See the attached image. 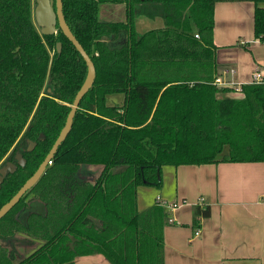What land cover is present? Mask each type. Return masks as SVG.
Returning a JSON list of instances; mask_svg holds the SVG:
<instances>
[{"label":"trees","instance_id":"16d2710c","mask_svg":"<svg viewBox=\"0 0 264 264\" xmlns=\"http://www.w3.org/2000/svg\"><path fill=\"white\" fill-rule=\"evenodd\" d=\"M251 1L254 39L264 43V8L256 6L264 0ZM215 2L62 0L95 82L40 179L1 217L0 264H73L93 254L110 264H163L166 214L157 203L138 211L137 188L161 187L166 165L264 163V84L242 85L241 98L213 85ZM104 3L123 5L125 19L101 21ZM139 17L163 27L138 33ZM56 29L40 34L32 0H0V166L15 163L16 152L25 160L3 178L0 207L47 157L85 80V62ZM113 94L121 104H107ZM85 165L103 167L94 183L78 178ZM31 201L43 213L21 221ZM193 213L194 228L210 214L207 206ZM18 234L41 244L16 260L2 242Z\"/></svg>","mask_w":264,"mask_h":264},{"label":"crops","instance_id":"0c3cea01","mask_svg":"<svg viewBox=\"0 0 264 264\" xmlns=\"http://www.w3.org/2000/svg\"><path fill=\"white\" fill-rule=\"evenodd\" d=\"M256 6L264 8V3ZM213 8L216 76L234 87L247 84L255 70L264 69V43L253 34L255 4L251 0H216ZM147 20L151 19L135 20L138 33L163 27V21L155 18L158 27L146 29ZM139 26L143 32L138 31ZM90 172L81 166L80 175ZM161 180L159 188L138 187L136 197L138 211L149 209L158 199L182 203L174 210H164L163 264H264V163L166 165ZM35 203H30L29 211L37 209ZM194 206H207L210 213L200 219L197 228L193 227ZM40 209L43 213V206ZM20 235L31 245L32 240ZM73 264L110 263L102 254H93L76 257Z\"/></svg>","mask_w":264,"mask_h":264},{"label":"water","instance_id":"95a60500","mask_svg":"<svg viewBox=\"0 0 264 264\" xmlns=\"http://www.w3.org/2000/svg\"><path fill=\"white\" fill-rule=\"evenodd\" d=\"M33 12V22L35 26L39 29L40 34L43 35H55L57 34V29H61L64 36L68 39L71 45L74 46L76 51L80 54L83 61L86 64L87 71L83 84L79 88L78 92L75 94V98L70 106V110L68 112V116L63 125V128L60 130L58 137L54 141L51 146V150L49 151L47 157L44 161L39 165L37 170L24 182V184L18 189V191L12 196L8 202L0 207V219L6 213H8L18 202L19 199L32 188L36 182L40 179L45 169L47 168V164L50 159L55 155L58 150V147L64 141L68 133L70 132V128L73 122V118L75 116V112L79 107V103L84 97V95L89 91V89L93 86L95 82V68L93 62H91L87 53L83 49L82 45L77 42L76 38L72 34L70 28H68L64 14L62 12V0H34V5L32 7ZM57 52H61L60 43L56 44ZM50 91L49 89L47 90ZM34 146L33 142H29L28 151H31ZM25 160L22 158L20 153H16L15 155V163L5 162L0 166V187L3 178L8 173H13L17 165L24 166Z\"/></svg>","mask_w":264,"mask_h":264},{"label":"rangeland","instance_id":"374dc122","mask_svg":"<svg viewBox=\"0 0 264 264\" xmlns=\"http://www.w3.org/2000/svg\"><path fill=\"white\" fill-rule=\"evenodd\" d=\"M34 5V0H32V7ZM125 10H124V6L120 5V4H108V3H104L101 4L99 6V19L101 21H105V22H111V21H122L125 19ZM146 26H148L146 29H151V28H157L158 27V22L156 20H147L146 22ZM140 28H138L139 32H143L144 30H142V27L139 26ZM137 29V27H136ZM39 31V29H38ZM123 100V95L121 94H113V95H109L107 96V104L108 105H114V104H121ZM85 167L87 169H90V173H83L82 175H80V170L78 172V178L79 179H83L86 180L88 182H92L94 183L96 178L98 177L99 173L102 170V166L101 165H85ZM81 177V178H80ZM33 202V201H31ZM37 202V201H36ZM30 204V203H29ZM28 204V207L30 206ZM34 206H36L37 209H33L34 211L37 212H41V207L42 205L38 202L35 203ZM31 210V211H33ZM29 210L23 211L22 213H20L19 217L21 221L25 220V216L28 212H31ZM24 236L23 235H16L15 239L10 240V241H6V242H2L4 245L6 244L8 250H10V252L12 254L16 253V260L17 259H21L22 257H25L27 255H29L30 253H32V251L34 249H36L37 245H30V242L27 239H22Z\"/></svg>","mask_w":264,"mask_h":264},{"label":"built area","instance_id":"2783aa9c","mask_svg":"<svg viewBox=\"0 0 264 264\" xmlns=\"http://www.w3.org/2000/svg\"><path fill=\"white\" fill-rule=\"evenodd\" d=\"M197 38V35L194 36ZM230 74L234 72V70H229L228 71ZM249 83H257V84H264V69L262 70H255L252 73V80ZM247 83V84H249ZM213 85L216 86L218 89H228V93L234 94L237 96V98H241L243 96V92L241 90V85H238L237 87H234L232 83L226 84L223 82L222 78L220 76H216L213 82ZM51 161L48 162L50 164ZM159 206H161L165 211L167 209L169 210H174L176 208H179L182 206V203H168L165 201H162L161 199H158L156 202ZM184 204V203H183ZM169 222H172L173 220L171 218L168 219ZM195 235L199 236L198 233Z\"/></svg>","mask_w":264,"mask_h":264},{"label":"flooded vegetation","instance_id":"af4514ba","mask_svg":"<svg viewBox=\"0 0 264 264\" xmlns=\"http://www.w3.org/2000/svg\"><path fill=\"white\" fill-rule=\"evenodd\" d=\"M28 145H29V143L27 144L26 149L28 148ZM34 146H35V144H34ZM34 146H33V147H34ZM32 150H33V148H32ZM32 150H31V151H32ZM27 151H28V149H27ZM28 152H29V151H28ZM16 153H19V152H16ZM16 153H15V155H16ZM20 154H21V153H20ZM14 160H15V156H14ZM29 205H30V204H29ZM27 210H28V208H27ZM33 211H34V210H33ZM35 212H37V211H35ZM28 213H30V212H28ZM28 213H27V214H28ZM27 214H26V215H27Z\"/></svg>","mask_w":264,"mask_h":264}]
</instances>
